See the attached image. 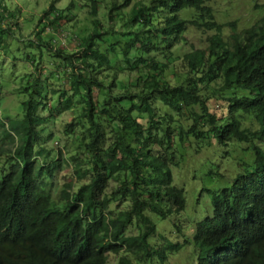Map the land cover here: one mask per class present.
<instances>
[{
	"label": "trees",
	"instance_id": "16d2710c",
	"mask_svg": "<svg viewBox=\"0 0 264 264\" xmlns=\"http://www.w3.org/2000/svg\"><path fill=\"white\" fill-rule=\"evenodd\" d=\"M59 1H48L39 24L51 17L49 24L56 25L80 2L69 0L59 10ZM214 1L117 0L102 14L99 0H90L79 4L88 9L91 28L76 52L43 39L46 25L31 36L29 48L40 49L36 72L43 55L54 69L65 66L70 92L52 91L58 101L51 105L38 89V72L25 86L22 118L3 114L0 102V264H109L110 255L120 254L119 264H166L169 252L189 244L181 227V242L161 235L160 244L150 243L154 223L187 209L174 172L186 154L180 144L216 139L223 146L248 144L243 149L253 151V167L230 186L207 190L212 214L195 222L191 237L198 262L264 264V17L239 33L236 23L229 24L227 41L210 6ZM18 5L0 0V50L9 35L26 38L16 36L19 15L25 16ZM188 11L190 19L182 16ZM190 26L216 34L206 48L192 46L181 58L183 72L175 70L180 75L170 79V64L180 59L173 48L187 42ZM77 96L84 103L79 147L89 156H72L78 184L70 181L55 199L48 182L60 163L47 146L51 134H45ZM213 99L222 103L219 112L210 105ZM111 181L118 186L109 194Z\"/></svg>",
	"mask_w": 264,
	"mask_h": 264
},
{
	"label": "rangeland",
	"instance_id": "374dc122",
	"mask_svg": "<svg viewBox=\"0 0 264 264\" xmlns=\"http://www.w3.org/2000/svg\"><path fill=\"white\" fill-rule=\"evenodd\" d=\"M22 7L23 14L19 15L21 31L16 33V36L26 37L24 40L19 41L17 38H13L9 35L6 38L7 44L1 53V66H0V102L1 110L3 114H10L15 118H22L23 115L20 112V106L23 101L29 98L28 93L25 90L27 82L29 83L34 77V74L41 72V81L38 89L42 94L50 98L51 105L57 106V96H52V91L64 90L70 92V85L65 76L66 67L59 65L54 69L50 62V59L43 55V65L39 71L36 72L35 65L39 61L40 49L29 48L28 41L34 40L32 35L37 34L38 30L42 29V26L46 25L45 30L41 32L42 38L49 40L50 43L58 48L77 51V48L81 44L80 37L86 36L91 28L90 20L88 16V9L82 8L79 4L90 3V0H79L77 8L73 10L72 14H68L67 19L62 20L56 25L49 24L42 21L39 24V17H41L44 9L48 7L49 0H15ZM69 0H60L55 6L57 9H65ZM117 0H99L100 12L103 14L107 3ZM214 9L216 20L223 26V35L225 39L230 41L232 29L229 24L236 23L237 32H241L246 28H250L259 22L264 17V0H216L210 4ZM89 8V7H88ZM191 12L188 11L182 14L183 17L190 19ZM103 21H107V18H103ZM118 31L120 29H117ZM216 32L204 31L190 26L184 36L187 38V42L183 43L180 47L173 48L174 54L179 56L173 64H170L171 70L166 73L167 77L172 79L182 73L180 70L182 57L195 48H206L208 46V39L214 36ZM20 38V37H19ZM24 41L26 44H24ZM102 45V47H106ZM193 46V47H192ZM43 52L46 54L45 50ZM105 53L108 57H112V54L108 53L105 49ZM31 55L32 60H28L27 57ZM61 73V75H59ZM136 75V74H135ZM129 80V77H128ZM36 98V96H34ZM48 102V103H49ZM220 100L213 99L210 105H213V110L219 112ZM84 103L82 97L77 96L73 98V107L71 110L62 113L56 122H50L48 124V134H51V138L47 140V146L49 147L51 155H57V161L60 166L54 172L52 178H49L50 185L53 184V195L55 199L59 197L61 188L72 181L76 186L77 176L74 173V161L72 156L82 152L81 156L84 160H88L89 154L80 148L79 145L82 142L84 133L80 126L77 124L79 121V115L83 111ZM47 115L46 112L43 113ZM245 124H250L253 118L246 115L244 117ZM74 123L73 129L69 131V124ZM255 126H259L258 122H255ZM73 132V133H72ZM196 143V141H194ZM189 145L186 143L180 144L184 148L183 158L179 161V166H175L174 172L176 175V183L183 186L186 191V203L187 209L179 215H172L167 220L157 221L156 227L158 235H162L169 241L176 243L181 242L180 233L177 231L178 227H181L183 238L189 239V244L184 246L180 252H169L173 255L169 257L166 264H198V247L191 238L192 232L195 227V222L203 218L207 214H212L211 195L207 190L218 191L225 187H228L232 183L233 177L228 181L226 176L233 173L234 169L236 174L250 169L253 167V151L250 153L244 151V147L248 146L245 143H234L229 146H223L218 144V140H212L208 145L200 142L199 144ZM198 146L201 148L194 150ZM264 147V145H263ZM60 150L61 155L58 154ZM188 152V153H187ZM217 158L215 164L212 166L211 159ZM43 164L52 163L49 159L46 163L39 159ZM231 165V166H230ZM235 174V175H236ZM88 177H85L83 181H87ZM118 186L116 181H111L108 193L111 194L113 190ZM77 189V188H76ZM117 207L116 202H112L111 208ZM175 224V225H174ZM178 225V226H176ZM132 233L135 231L132 230ZM161 239L159 237L150 239V243L153 245L160 244ZM168 245V244H167ZM120 255H110L109 264H119Z\"/></svg>",
	"mask_w": 264,
	"mask_h": 264
},
{
	"label": "clouds",
	"instance_id": "9594fccd",
	"mask_svg": "<svg viewBox=\"0 0 264 264\" xmlns=\"http://www.w3.org/2000/svg\"><path fill=\"white\" fill-rule=\"evenodd\" d=\"M231 166V165H230ZM233 169H234V171H233V173L231 174V175H229V176H226V177H224V178H227L228 179V181H230V179L233 177V179L236 177V175L238 174H236V170H235V168L233 167V166H231ZM246 170V169H245ZM244 170V171H245ZM244 171H242V172H244ZM239 173H241V172H239ZM236 174V175H235ZM233 179H232V181H233ZM178 231V230H177ZM194 231H195V228H194V230H193V232H192V235H191V237L193 238V234H194ZM160 236L161 235H158V231L156 232V235H154L153 236V238H156V237H159L160 238ZM194 241V240H193ZM164 242H165V240H164ZM195 243V242H194ZM165 244H166V242H165ZM196 244V243H195ZM198 247V246H197ZM199 249V248H198ZM180 252V251H179ZM154 264H157V262H156V260H154ZM198 264H199V262H198Z\"/></svg>",
	"mask_w": 264,
	"mask_h": 264
}]
</instances>
